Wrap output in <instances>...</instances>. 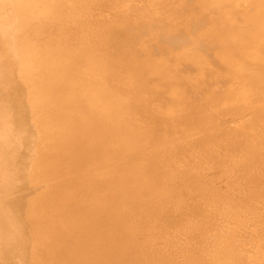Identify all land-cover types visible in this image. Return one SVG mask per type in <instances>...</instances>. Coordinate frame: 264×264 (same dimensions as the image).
<instances>
[{
  "label": "bare ground",
  "instance_id": "obj_1",
  "mask_svg": "<svg viewBox=\"0 0 264 264\" xmlns=\"http://www.w3.org/2000/svg\"><path fill=\"white\" fill-rule=\"evenodd\" d=\"M125 1L0 0V264H264V0Z\"/></svg>",
  "mask_w": 264,
  "mask_h": 264
},
{
  "label": "rangeland",
  "instance_id": "obj_2",
  "mask_svg": "<svg viewBox=\"0 0 264 264\" xmlns=\"http://www.w3.org/2000/svg\"><path fill=\"white\" fill-rule=\"evenodd\" d=\"M144 2H140V1H137V0H132V1L129 0V1H125V4L126 5H129V6L132 5L133 7H137L138 9H141V8L143 9V8H145L144 7L145 6V3ZM194 9L197 10L195 7H194ZM239 9L240 10H243L244 9V6H240ZM194 11L187 10V11H185L183 13L184 15H181V17H183V19L184 18H187L188 19L189 17H192L193 16V12ZM101 13H102V15L106 19H108V20H112L113 19L112 18L113 10L111 8H102L101 9ZM211 18H213V19H219L220 18V13H219V15H216V14L214 16L212 15ZM188 20L189 21H187V23L190 22L192 19L189 18ZM224 25H225V27H228L226 24H224ZM211 26H212V24H210V23H204V24L200 25L198 28L201 29V32L202 31H205V30L208 32V31H210ZM145 36L147 37L146 38L147 43H146L145 46H147V49L151 52V54L152 53H155L156 54V55L153 54L152 57L153 58H160L157 55L158 53L156 52L158 50L155 47H153V46L158 45L159 47H161V43H159V42L157 43L155 40H150V37L147 36V35H145ZM165 45H167V44H165ZM205 58L207 59L206 56H205ZM209 67H214V65L212 63H210ZM163 132H164V128L161 129V133H163ZM177 135L179 136V134H177ZM224 154L228 157V154L227 153H224ZM236 157H237V155H235V158ZM226 161H227V159H226ZM236 163H237V161H236ZM258 167H259V165H257L256 168H253V170L251 171V174H254V173L259 172L260 169H258ZM205 173H206V177L202 179V183L201 184L202 185L206 184L208 186V190L209 191L210 190H213V191L219 193L224 198V200L227 201V202H230V200H232V203H233L234 198H237L235 200L239 204H240L241 201H243L242 200V196H240V198L238 199V196L236 195V190L239 191L240 188L246 189V187H245L246 186L245 181H239L238 180V176L239 177H242L243 176V174H242L241 171H238V172L234 173V175H232L231 177H228L227 176V173H226V170L224 169V167L223 166H219L218 163H217L213 167L207 168V170H206ZM235 196H237V197H235ZM189 201H191V199H189ZM258 203L262 205L261 201H259ZM263 240H264V237H263ZM178 259L180 260L179 257H178Z\"/></svg>",
  "mask_w": 264,
  "mask_h": 264
}]
</instances>
